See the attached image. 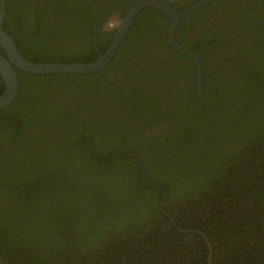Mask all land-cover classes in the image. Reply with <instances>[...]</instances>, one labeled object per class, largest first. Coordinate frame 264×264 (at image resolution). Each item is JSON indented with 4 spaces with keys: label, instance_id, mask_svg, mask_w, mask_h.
Wrapping results in <instances>:
<instances>
[{
    "label": "trees",
    "instance_id": "trees-1",
    "mask_svg": "<svg viewBox=\"0 0 264 264\" xmlns=\"http://www.w3.org/2000/svg\"><path fill=\"white\" fill-rule=\"evenodd\" d=\"M91 1L98 10L84 0H4L3 28L30 61H91L115 31L106 17L134 0ZM220 1L224 21L210 16ZM246 6L264 19V0ZM158 12L143 6L99 71H17V94L0 108L6 264H264V22L240 0L178 20L174 38L199 54L202 94L199 111L188 113L198 101L183 94L188 108L175 113L146 95L151 81L121 76L126 53L137 56L136 29ZM167 24L147 39L175 54L174 69L180 58L191 66L167 43ZM32 83L41 87L33 97ZM108 100L131 117L107 112Z\"/></svg>",
    "mask_w": 264,
    "mask_h": 264
},
{
    "label": "flooded vegetation",
    "instance_id": "flooded-vegetation-1",
    "mask_svg": "<svg viewBox=\"0 0 264 264\" xmlns=\"http://www.w3.org/2000/svg\"><path fill=\"white\" fill-rule=\"evenodd\" d=\"M84 1H86L89 5H91L93 9L98 10L96 5L91 0H84ZM164 1L169 3V5L174 10H180V9H175L174 7H179L181 9L184 7H187V6L183 7V3L186 0H164ZM210 1L213 2L214 0H210ZM220 3L221 1L212 5L210 16L215 18V20L219 19L221 21H224L221 19L222 14H217V9H213L216 5H219ZM108 4L111 7L115 5L125 7L124 4H119V0H109ZM129 6L130 4L127 6L126 9H128ZM229 8L231 10L232 15H235V12H233L232 7L229 6ZM158 13L160 16L149 17L148 20L143 21V23L145 22L142 25L143 29L140 27L137 28L138 30L136 29L137 33L133 35V39H134V44L138 49V52H136L137 56H134L130 53H126V56H128L129 58H128V62L125 65V71L123 72V74H121V76L124 79H127L126 74L128 73L129 76L142 77V79L136 80L139 84L143 81V79H145L146 82L151 81L152 83L150 84L151 90H148L147 88L143 87L145 89L146 95H150L152 93L156 95L157 97H160V100L164 99V100L170 101V103L174 104L175 106H173L172 108L171 107L167 108V111L168 112L175 111L176 113L178 110V107H177L178 104H182L185 108H188L184 102H189V98L196 99L195 98V96L197 95V81L195 79L196 72H195L194 66L192 64L191 66L188 65L185 61L186 59L184 60L183 58L179 59L180 64L179 63L175 64V66H178V68L174 69L173 63L174 61L177 60V57H175V54L171 52V50L167 48H163L159 44L149 41V38L147 39V37L157 32V28L160 23L162 24L168 23L167 28H166V38L165 39L167 43L171 46V44L167 40V30H168V25H169V19L162 12L159 11ZM251 14H254V13H251ZM99 15L100 14L98 13L97 18L95 19V22H93L92 24V28H94L95 23L97 19L99 18ZM121 16L119 15L118 10H111V13L104 20L103 27H105L106 29H112V27L115 26L116 18L121 17ZM71 41L73 43L76 42L74 40H71ZM94 47H95V52H96V46ZM171 49L174 50L172 46H171ZM0 52L4 54V51L1 48H0ZM141 57H143L142 62L140 61ZM5 58L7 57L5 56ZM147 63H149V65H147ZM160 63H162V65ZM152 66H156V69L154 70ZM14 70L16 74H17V71H20V69H17V68H14ZM155 72H158V74H156ZM0 83L3 85L1 78H0ZM37 85H38L37 83H32L28 85V88H29L28 93L31 97H33L32 88H34V95H37L40 93L41 87ZM193 86L195 87L194 93H193V88H194ZM125 88L127 91H130L129 90L130 84H125ZM201 88H202V81H201ZM44 93H45V89H44ZM183 94H185L186 97H189V98L183 97ZM201 94H202V91H201ZM141 96L144 97V95H141ZM198 106H199V103H198ZM45 107H48V106H45ZM190 107L193 108V105L190 104ZM105 110L113 114L114 116H118L122 118L123 121H127L131 117L129 114L121 115L117 111H115L114 100H108L106 102ZM189 110H193V109H187V111ZM91 124L101 125L100 121L95 118L91 119ZM146 130L153 131L155 129H151L150 127H147ZM170 206L175 207L174 204Z\"/></svg>",
    "mask_w": 264,
    "mask_h": 264
},
{
    "label": "water",
    "instance_id": "water-1",
    "mask_svg": "<svg viewBox=\"0 0 264 264\" xmlns=\"http://www.w3.org/2000/svg\"><path fill=\"white\" fill-rule=\"evenodd\" d=\"M209 1L210 0H197L187 7H184L180 10H174L169 5V3L165 2L164 0H134L128 9H126L124 14L121 17L116 18L115 31L111 37V40L109 41V44L102 51L96 50V56L91 61L33 62L21 55L13 38L4 30V0H0V48L4 51V54L0 52V77L3 83V90L0 92V108L10 104L17 94L18 79L14 68L25 72L39 74L60 72L84 73L99 71L114 55L115 50L123 39L126 30L131 24L136 13L143 6H153L169 19L167 40L171 44L172 48L182 54L189 56L194 62L196 72L195 79L197 81V95L195 98L198 100L199 106L195 110H189L188 113L199 111L201 108L200 97L202 91V75L199 54L198 52L184 47L175 41L174 30L180 18L187 16L192 11L196 10ZM240 1L241 7L248 18L255 20L257 23L264 22V19H260L256 15L249 12L246 6V0ZM5 56L7 58H5ZM152 68L155 70L156 66H152ZM0 264L6 263L0 259ZM206 264H210V259H207Z\"/></svg>",
    "mask_w": 264,
    "mask_h": 264
},
{
    "label": "clouds",
    "instance_id": "clouds-1",
    "mask_svg": "<svg viewBox=\"0 0 264 264\" xmlns=\"http://www.w3.org/2000/svg\"><path fill=\"white\" fill-rule=\"evenodd\" d=\"M182 18H184V17H182ZM182 18H180V19H182ZM175 31V30H174ZM186 47V46H185ZM188 48V47H187ZM193 51H196V50H193ZM197 52V51H196ZM189 57V56H188ZM200 59V58H199ZM191 61H192V65L194 64V62H193V60H192V58H191ZM194 68H195V65H194Z\"/></svg>",
    "mask_w": 264,
    "mask_h": 264
}]
</instances>
